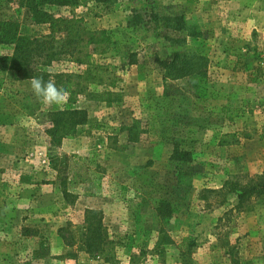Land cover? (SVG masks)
I'll list each match as a JSON object with an SVG mask.
<instances>
[{
	"label": "rangeland",
	"instance_id": "obj_1",
	"mask_svg": "<svg viewBox=\"0 0 264 264\" xmlns=\"http://www.w3.org/2000/svg\"><path fill=\"white\" fill-rule=\"evenodd\" d=\"M44 8L112 35L111 48L94 56L106 72L90 89L111 90L117 100L87 95L75 105H47L31 80L0 71V264H264V201L237 211L235 194L223 188L264 172V0ZM153 13L183 14L199 35L156 24ZM0 20H16L31 35L49 32L33 25L17 0H0ZM186 50L209 58L206 77L164 80L158 59ZM12 51L0 45V54ZM80 69L69 62L49 67L52 73ZM64 108L87 110L89 121L53 149L65 166L60 174L46 131L49 112ZM176 145L195 160H172ZM160 199L177 207L165 228L170 245H158ZM89 208L103 212L115 250L111 263L60 236L67 226L78 236Z\"/></svg>",
	"mask_w": 264,
	"mask_h": 264
},
{
	"label": "trees",
	"instance_id": "obj_2",
	"mask_svg": "<svg viewBox=\"0 0 264 264\" xmlns=\"http://www.w3.org/2000/svg\"><path fill=\"white\" fill-rule=\"evenodd\" d=\"M109 0H17V3L27 9L33 25H47L48 34L31 35L24 33L21 25L16 20H0V45L12 46L13 51L0 54V71H11L15 78L31 80L33 77H42L44 81L50 78L61 86L67 88L70 93L69 105H75L82 96H95L97 100L114 102L116 93L111 90L94 92L90 89L93 84L101 83L100 77L106 70L102 65L94 62L96 54L108 51L115 42L112 35L106 29L91 30L83 24V20L73 16H55L47 11L45 5H58L78 7L89 2L105 3ZM153 22H163L166 26H172L175 31L185 32L188 37H197L198 31L188 26L183 14L160 15L153 13ZM184 41L186 38L183 39ZM57 62H69L81 67L78 71H59L52 73L49 67ZM132 64L137 63L131 59ZM163 71L164 80L189 79L196 83L200 77H206L209 72L210 60L206 55L197 51H174L167 59H158ZM94 94V95H92ZM50 125L47 128L49 136V150L52 164L60 174L65 171L61 158L54 154L53 149L62 144L64 138L74 136L79 127L88 123L89 113L85 109L64 108L49 112ZM171 159L177 162L189 163L195 160L191 151L174 147ZM63 162V160H62ZM61 185L65 199L71 197L66 189L67 176H61ZM236 196V210L249 208L256 199L264 201V172L256 175L246 183L239 181H227L223 187ZM222 188V189H223ZM155 211L160 221L159 246L170 245L174 241L165 228L169 225L177 213V207L169 200H157ZM81 233L61 227L60 236L68 246H80L91 256L108 258L110 263L114 261L115 250L109 230L104 223L102 210L89 208L85 211L84 222L80 228ZM195 243L191 242L190 246ZM191 250L187 252L190 254ZM69 256H76L69 253Z\"/></svg>",
	"mask_w": 264,
	"mask_h": 264
},
{
	"label": "clouds",
	"instance_id": "obj_3",
	"mask_svg": "<svg viewBox=\"0 0 264 264\" xmlns=\"http://www.w3.org/2000/svg\"><path fill=\"white\" fill-rule=\"evenodd\" d=\"M31 88L34 95L47 105H62L70 96L66 87L58 85L51 78L44 81L42 77H33L31 78Z\"/></svg>",
	"mask_w": 264,
	"mask_h": 264
}]
</instances>
